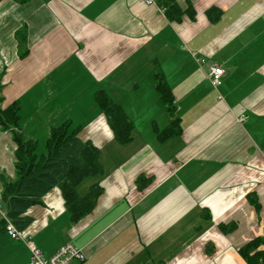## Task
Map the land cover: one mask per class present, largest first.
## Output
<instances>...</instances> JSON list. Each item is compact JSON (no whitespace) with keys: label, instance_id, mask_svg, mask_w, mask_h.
<instances>
[{"label":"crops","instance_id":"0c3cea01","mask_svg":"<svg viewBox=\"0 0 264 264\" xmlns=\"http://www.w3.org/2000/svg\"><path fill=\"white\" fill-rule=\"evenodd\" d=\"M154 1L0 0V106L19 101V124L34 109L39 145L70 121L101 149L105 170L79 185L82 194L102 187L91 212L72 221L54 188L30 209L28 232L45 256L81 247L86 258L73 264H247L239 249L264 238V0H177L195 13L181 21ZM156 63L181 127L164 139L173 119ZM214 64L227 70L218 87ZM99 90L131 120L129 141L116 138ZM16 147L0 127L11 179ZM2 192L0 181V201ZM0 264H30L26 243L7 231Z\"/></svg>","mask_w":264,"mask_h":264},{"label":"trees","instance_id":"16d2710c","mask_svg":"<svg viewBox=\"0 0 264 264\" xmlns=\"http://www.w3.org/2000/svg\"><path fill=\"white\" fill-rule=\"evenodd\" d=\"M27 2L28 0H16ZM165 9L167 16L175 21H181L186 13L194 18V8L184 10L177 0H158ZM217 8L208 10L212 20ZM20 45H27L26 37L18 32ZM155 75L158 79L157 90L161 98L168 106L169 116L173 119L171 124L162 131L159 136L168 138L177 136L181 127L176 118V106L172 91L164 80V75L158 68ZM97 99L105 112L109 124L120 142L129 141L133 124L120 104L110 98L104 90L97 92ZM3 97L0 96V101ZM21 105L19 101H13L5 107L0 106V127L3 131H10L16 143V170L17 177L14 180L0 175L3 192L1 201L4 203L8 218L16 227L28 232L35 223V216L30 212L33 206L42 204L45 196L54 188H59L65 200V205L71 213L72 221L76 222L93 210L98 197L102 193L99 184L92 185L82 194L79 185L88 177L105 173L101 162V149L89 139L79 137L78 129H70V121L50 128V134L45 140V153L36 154L39 147L33 139L25 140L22 136L23 129L19 126ZM142 176L139 180H143ZM226 225L224 224L223 227ZM7 231V222L0 219V232ZM240 254L247 264H264V238L256 237L246 242L240 249ZM74 263V262H73ZM72 263V264H73Z\"/></svg>","mask_w":264,"mask_h":264},{"label":"built area","instance_id":"2783aa9c","mask_svg":"<svg viewBox=\"0 0 264 264\" xmlns=\"http://www.w3.org/2000/svg\"><path fill=\"white\" fill-rule=\"evenodd\" d=\"M148 3H156L154 0H147ZM227 70L224 66L214 64L210 66L208 76L212 79L213 85L218 87L222 83V78ZM241 117L239 120H242ZM0 215L7 222V232L14 238L23 240L30 250V264H72L75 261H83L86 256L81 247L72 243L62 245L51 256H45L40 247L35 243L32 233L19 230L16 225L8 218L3 203L0 201Z\"/></svg>","mask_w":264,"mask_h":264},{"label":"rangeland","instance_id":"374dc122","mask_svg":"<svg viewBox=\"0 0 264 264\" xmlns=\"http://www.w3.org/2000/svg\"><path fill=\"white\" fill-rule=\"evenodd\" d=\"M30 112H33V113H30ZM32 114L34 115V118L31 117ZM21 115L25 116L22 119V124H20V126H22V128L25 127L24 130L21 132L22 136L24 137L25 140L33 139L36 142V144H37V113H36V111L34 109H30V110H28V111H26L24 113L22 112ZM29 119L31 121L27 125H25L28 122ZM70 129H71V125H70ZM38 134L40 136V132ZM45 151H46L45 142L44 141H40V145L36 149V154L39 155V154H41L42 152H45ZM0 168L5 172V173H2L3 175L8 177L9 179L12 178V177H10L11 175H10L9 166H3L2 165ZM93 178H94V176L88 177L85 181H92ZM11 180H14V179H11ZM0 181H1V179H0Z\"/></svg>","mask_w":264,"mask_h":264}]
</instances>
